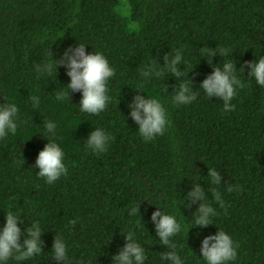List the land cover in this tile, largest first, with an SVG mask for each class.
I'll use <instances>...</instances> for the list:
<instances>
[{"label": "trees", "instance_id": "obj_1", "mask_svg": "<svg viewBox=\"0 0 264 264\" xmlns=\"http://www.w3.org/2000/svg\"><path fill=\"white\" fill-rule=\"evenodd\" d=\"M124 1L126 13L120 0H0V104L15 102L20 117L15 134L0 138V227L8 211L21 216L22 230L41 227L42 253L20 264H56V235L68 244L73 264H111L129 228L145 248L146 264H160L166 249L150 219L160 207L183 225L173 240L184 264H204L200 241L218 229L239 245L231 264H264V88L246 76L247 62L264 56V0ZM76 43L87 44L86 54L102 52L115 69L111 100L99 115L79 112L80 91L57 98L70 82L63 65L47 76L35 71L50 62L49 52L60 59ZM205 48L231 53L209 64ZM177 49L197 93L188 105L172 103V87L180 81L171 74L140 75L152 62L163 66V57ZM230 58L245 86L231 101L235 108L224 112L221 99L197 87L213 64ZM136 91L157 97L167 110L170 126L153 140L143 139L129 115ZM48 121L57 124L49 140L61 144L67 168L53 184L35 174ZM96 128L111 141L94 154L84 140ZM208 169L220 173L219 185L211 183ZM193 180L218 213L203 228L192 218L200 201L185 197ZM214 192L221 193L223 207ZM133 207L138 213L130 216Z\"/></svg>", "mask_w": 264, "mask_h": 264}, {"label": "clouds", "instance_id": "obj_2", "mask_svg": "<svg viewBox=\"0 0 264 264\" xmlns=\"http://www.w3.org/2000/svg\"><path fill=\"white\" fill-rule=\"evenodd\" d=\"M86 45V43H76L74 47L66 49L60 59L55 58V55L49 52L50 62L38 64L35 71L41 76H47L53 70L57 71L58 66L63 65L67 69L70 82L65 85L67 93L61 90L57 93V98L63 99L65 95L69 98L70 91H80L82 96L79 105H76L79 112L99 115L111 100L108 82L115 75V69L102 52L92 51L86 54ZM203 51L211 56L209 64H212V57L217 55L229 57L231 53L222 48L217 49L215 53L209 52L207 48ZM163 61V66L159 62L158 64L152 62L145 65L140 70V75L144 78H151L153 76L160 77L163 72L171 74L175 81H180L172 87V103L177 106L191 104L196 100L197 93L194 92L193 82L189 79V72L186 73L184 70L187 61L184 59L183 50L177 49L172 55H165ZM235 64L231 58L226 62L213 64L211 74L207 75L197 87L207 98L221 99L224 112H230L235 108L231 101L236 97L238 90L245 86L236 72ZM181 65L184 66L183 69ZM241 68L243 69V67ZM247 68L249 70L246 76L253 80L257 86L264 88V56L247 62ZM162 91L167 93L164 84ZM141 93L144 92L136 91L133 101L128 102L129 115L138 124V132L143 139L153 140L166 132L170 121L167 110L160 99ZM19 120V108L15 102L9 101L0 104V138L15 134ZM44 129L47 132V135L44 136L48 142L44 145L43 150L39 151L35 160V167L39 169L35 174L37 178H43L45 183L53 184L67 173L65 152L56 139L49 140V137L56 136L57 124L54 121H48L44 124ZM110 141L111 136L103 128H96L90 131L84 144L88 150L96 154L105 152ZM208 176L211 178V183L216 185L221 183L222 177L215 169H208ZM228 191H233V188L229 187ZM205 193L206 191L198 181L193 180V186L185 196L186 201L190 200L192 204L200 201L192 218L193 225L201 228L212 224L211 221L218 215L207 202ZM212 195L223 207L221 193L214 192ZM137 209L138 207L130 209L129 215L138 213ZM156 209L152 212L150 219L154 223L156 237L166 249L160 253V264H184V259L179 254L173 240L183 230V225L174 213L163 211L160 207H156ZM4 220L3 226L0 227V264H9L12 259L20 264V262L28 261L42 253L41 234L43 231L38 223H33L30 227L22 230L19 226L22 223L21 216L13 211L5 213ZM70 223L74 225L76 221L72 220ZM22 236L23 241L21 242ZM124 237L126 242L118 247L117 252L112 255L111 264H146L145 248L137 240L135 231L129 228ZM238 247L239 245L228 233L218 229L215 235L209 234L201 239L199 257L203 259L204 264H231L237 258ZM51 259L56 264H73L69 255V246L61 235H56L53 239Z\"/></svg>", "mask_w": 264, "mask_h": 264}, {"label": "rangeland", "instance_id": "obj_3", "mask_svg": "<svg viewBox=\"0 0 264 264\" xmlns=\"http://www.w3.org/2000/svg\"><path fill=\"white\" fill-rule=\"evenodd\" d=\"M121 1V4H122V7H121V11H122V13H126L125 12V9H124V0H120Z\"/></svg>", "mask_w": 264, "mask_h": 264}]
</instances>
